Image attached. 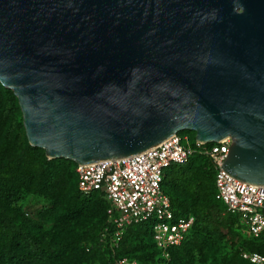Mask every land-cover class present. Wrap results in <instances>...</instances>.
<instances>
[{"label": "water", "instance_id": "95a60500", "mask_svg": "<svg viewBox=\"0 0 264 264\" xmlns=\"http://www.w3.org/2000/svg\"><path fill=\"white\" fill-rule=\"evenodd\" d=\"M0 84L29 144L83 166L181 132L264 186V0H0Z\"/></svg>", "mask_w": 264, "mask_h": 264}, {"label": "trees", "instance_id": "16d2710c", "mask_svg": "<svg viewBox=\"0 0 264 264\" xmlns=\"http://www.w3.org/2000/svg\"><path fill=\"white\" fill-rule=\"evenodd\" d=\"M77 166L69 160H50L44 150L29 144L18 99L0 84V264L160 261L152 220L130 226L115 253L102 247L99 234L106 226L110 204L100 192L79 190ZM215 179L213 162L200 153L186 164L165 169L162 188L175 217L196 219L187 239L170 250L166 264H252L242 257L244 252L264 256V237L248 235L239 217L227 211L217 199ZM26 196L47 203L37 216L41 223L51 222L50 228L29 232L34 225L21 207ZM228 242L236 245L235 251L216 257Z\"/></svg>", "mask_w": 264, "mask_h": 264}, {"label": "built area", "instance_id": "2783aa9c", "mask_svg": "<svg viewBox=\"0 0 264 264\" xmlns=\"http://www.w3.org/2000/svg\"><path fill=\"white\" fill-rule=\"evenodd\" d=\"M231 144L230 138L215 144L195 139L193 144L178 133L137 156L78 165L79 190L84 194L100 192L110 204L106 226L99 234L102 247L115 253L130 226L152 220L161 258L156 264H166L170 250L187 239L196 219L192 215L175 217L171 200L162 188L164 172L171 165L188 163L197 153L210 158L215 166L217 199L239 217L248 235L264 237V186L240 181L227 173L224 164ZM242 257L252 264H264V256L258 253L244 252ZM114 264L141 263L122 258Z\"/></svg>", "mask_w": 264, "mask_h": 264}, {"label": "rangeland", "instance_id": "374dc122", "mask_svg": "<svg viewBox=\"0 0 264 264\" xmlns=\"http://www.w3.org/2000/svg\"><path fill=\"white\" fill-rule=\"evenodd\" d=\"M181 135L187 136L191 142L195 137L194 132H188V131H186V134H181ZM46 204L47 203L44 200L39 198H34L32 196H26L24 201L22 202L21 207L23 211L26 213L31 223L34 225V227H30V226L28 227L30 233L34 234L36 233V230L48 229L52 226L51 222L41 223L37 216L38 212ZM88 223L89 222L85 223V226H88ZM235 246L236 245L234 243L228 242L220 249L219 252H217L216 257L230 256L235 251ZM209 254L213 255L214 252L210 251ZM238 264H250V263L247 261H240Z\"/></svg>", "mask_w": 264, "mask_h": 264}]
</instances>
